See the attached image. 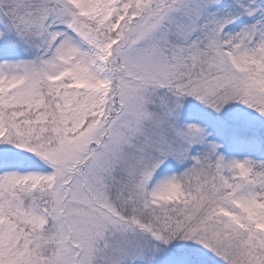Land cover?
I'll return each mask as SVG.
<instances>
[{
	"label": "snow or ice",
	"instance_id": "6c2138e0",
	"mask_svg": "<svg viewBox=\"0 0 264 264\" xmlns=\"http://www.w3.org/2000/svg\"><path fill=\"white\" fill-rule=\"evenodd\" d=\"M0 264H264V0H0Z\"/></svg>",
	"mask_w": 264,
	"mask_h": 264
}]
</instances>
